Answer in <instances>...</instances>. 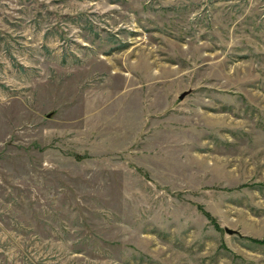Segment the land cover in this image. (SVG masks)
I'll return each mask as SVG.
<instances>
[{
  "label": "rangeland",
  "instance_id": "374dc122",
  "mask_svg": "<svg viewBox=\"0 0 264 264\" xmlns=\"http://www.w3.org/2000/svg\"><path fill=\"white\" fill-rule=\"evenodd\" d=\"M0 264H264V0H0Z\"/></svg>",
  "mask_w": 264,
  "mask_h": 264
},
{
  "label": "water",
  "instance_id": "95a60500",
  "mask_svg": "<svg viewBox=\"0 0 264 264\" xmlns=\"http://www.w3.org/2000/svg\"><path fill=\"white\" fill-rule=\"evenodd\" d=\"M190 92V90H185L184 92H182L181 94H180V97L181 98H183L187 93H189ZM50 115V114H49ZM225 230L228 232V233H230V234H233V233H236L237 232V230H235V229H232V228H229L228 226H225Z\"/></svg>",
  "mask_w": 264,
  "mask_h": 264
}]
</instances>
